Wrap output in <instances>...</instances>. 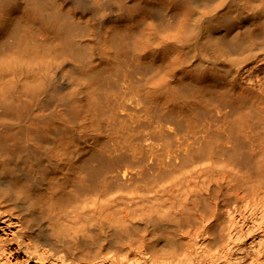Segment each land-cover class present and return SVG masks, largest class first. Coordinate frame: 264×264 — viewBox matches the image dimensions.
<instances>
[{"label": "bare ground", "instance_id": "1", "mask_svg": "<svg viewBox=\"0 0 264 264\" xmlns=\"http://www.w3.org/2000/svg\"><path fill=\"white\" fill-rule=\"evenodd\" d=\"M125 67L143 75L144 95L176 122L227 103L239 126L251 119L264 126V96L241 80L264 69V0H0V214L25 225L12 240L27 235L56 264H128L141 248L151 264H197L198 253L208 263L238 264L226 230L231 240L243 188L260 193L240 171L210 192L180 193L176 177L158 183L171 202L155 198L136 213L100 210L101 181L120 157L106 155L107 144L91 151L87 136L115 138L107 111L122 107L112 87ZM234 139L227 153L251 165L235 157L249 146L240 134ZM71 150L80 155L67 159ZM221 196L237 203L203 227ZM213 227L218 234L205 237ZM201 236L205 247L197 248ZM13 250L0 264H13ZM254 257L260 264L264 253Z\"/></svg>", "mask_w": 264, "mask_h": 264}, {"label": "rangeland", "instance_id": "2", "mask_svg": "<svg viewBox=\"0 0 264 264\" xmlns=\"http://www.w3.org/2000/svg\"><path fill=\"white\" fill-rule=\"evenodd\" d=\"M72 63L70 60L68 65ZM142 78L141 73L125 67L112 87L114 98L122 101L120 110L114 111L112 105L107 111L112 129L116 132L115 138L107 142L99 138L96 140L94 135L87 136V142L94 144L91 151L107 144L106 155L120 157L116 166L101 181L104 196L100 210L114 214L119 213V210L136 213L155 198L165 203L171 202L172 195H164L162 189H157L158 183L168 185L166 182L176 177L173 188L180 193L191 186H196L200 193L210 192L216 187L232 185L240 171L258 184L260 193L253 196L247 193L249 187L243 188L246 192H243L245 194L239 202L243 206L234 214L230 225L233 235L229 240V230H226L228 243L225 242L238 259V264H252L258 251L264 253V126L252 119L246 125L239 126L235 108L227 103L208 107L203 117L176 122L157 110L155 104L144 95L140 88ZM62 80L63 86L71 85L70 79ZM241 80L264 96V69L244 71ZM235 134L242 135L249 146L248 152L236 153L238 155L235 157L248 156L251 165H236L227 153L237 146ZM79 155V152L71 150L66 157L69 159ZM99 163L95 159L93 166ZM125 170L127 175L123 178ZM186 171L189 178L185 177ZM233 203L237 201L230 196H221L215 211L203 221V227L216 223L220 212ZM251 203L256 204L259 210L252 212ZM242 213L248 217H243ZM49 224L52 223L45 221L44 227ZM20 229L25 231V225L15 215L0 214V261L6 259L5 251L16 249L8 254H13V264H56L52 262L50 253H46L38 241L27 235L20 236L19 243L14 242L13 236ZM255 233L258 234L253 236ZM217 234L218 229L213 227L210 232H206L205 237L213 238ZM204 238H196L197 248L200 245L205 247ZM195 257L197 264H215L206 262L200 253ZM145 259L147 264H151L150 254L141 248L135 260L128 264H139ZM263 263L264 260L260 264Z\"/></svg>", "mask_w": 264, "mask_h": 264}]
</instances>
